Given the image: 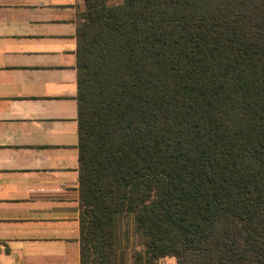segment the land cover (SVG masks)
Listing matches in <instances>:
<instances>
[{
    "label": "trees",
    "instance_id": "trees-1",
    "mask_svg": "<svg viewBox=\"0 0 264 264\" xmlns=\"http://www.w3.org/2000/svg\"><path fill=\"white\" fill-rule=\"evenodd\" d=\"M82 1L80 264H264V0Z\"/></svg>",
    "mask_w": 264,
    "mask_h": 264
},
{
    "label": "crops",
    "instance_id": "crops-1",
    "mask_svg": "<svg viewBox=\"0 0 264 264\" xmlns=\"http://www.w3.org/2000/svg\"><path fill=\"white\" fill-rule=\"evenodd\" d=\"M82 11V0H0V264H80Z\"/></svg>",
    "mask_w": 264,
    "mask_h": 264
},
{
    "label": "rangeland",
    "instance_id": "rangeland-1",
    "mask_svg": "<svg viewBox=\"0 0 264 264\" xmlns=\"http://www.w3.org/2000/svg\"><path fill=\"white\" fill-rule=\"evenodd\" d=\"M234 199H236L238 205H244V191L238 192ZM245 221V217L240 218L239 214L233 212L230 213V236L233 253L232 256L235 264H247L249 262V243L247 240V233L244 227ZM121 227L123 231H127L130 227L129 219L124 220ZM160 264H174V259H165L161 261Z\"/></svg>",
    "mask_w": 264,
    "mask_h": 264
}]
</instances>
